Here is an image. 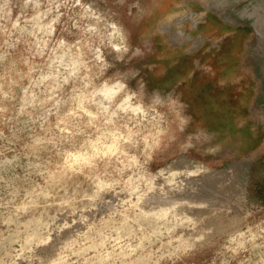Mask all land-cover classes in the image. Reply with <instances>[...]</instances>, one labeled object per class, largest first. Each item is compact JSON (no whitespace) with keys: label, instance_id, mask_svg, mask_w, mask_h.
Instances as JSON below:
<instances>
[{"label":"rangeland","instance_id":"rangeland-1","mask_svg":"<svg viewBox=\"0 0 264 264\" xmlns=\"http://www.w3.org/2000/svg\"><path fill=\"white\" fill-rule=\"evenodd\" d=\"M253 1L0 0V264H264Z\"/></svg>","mask_w":264,"mask_h":264},{"label":"bare ground","instance_id":"bare-ground-1","mask_svg":"<svg viewBox=\"0 0 264 264\" xmlns=\"http://www.w3.org/2000/svg\"><path fill=\"white\" fill-rule=\"evenodd\" d=\"M229 1L230 0H213V7L215 9L221 10ZM88 4H90V3H88ZM237 12H238V17H240V18H249L250 19V23H251V25L253 26V28L255 29V31H256V33L258 35L257 36L258 42H257V45H256L255 49H256L257 52L260 51L263 48V46H264V0H255V2L254 1L251 2L250 4H248L247 6H244L243 8L238 10ZM97 15H98V12H97ZM226 16H227V18L231 19L232 21H235V19L233 17H231L229 14H227ZM232 24H233V22H232ZM119 28H121V27H119ZM108 29H109V27H108ZM119 30H117V31H119ZM114 31H116V27L114 25H111L110 32L113 33ZM261 71L264 72V67L263 66L261 67ZM121 89H122V83H117V84H114V85L104 84L103 87L100 89V92L102 93V95L104 97H106L108 99H111L117 93V91H119ZM98 90H99V88H98ZM105 107L107 108L106 105H105ZM120 107L122 109L126 110V111L130 110L134 114H139L140 112L142 114H144V111H145V109H144L142 104L141 105H140V103L133 104L131 102V98H130V95L128 93L125 95L124 99L120 103ZM191 168H194V167H190V168L186 169L185 172L190 174V173H195V172L201 171L199 167H197V168L195 167L193 170ZM165 213H166L165 210L160 208V210L158 212V216L164 215Z\"/></svg>","mask_w":264,"mask_h":264}]
</instances>
